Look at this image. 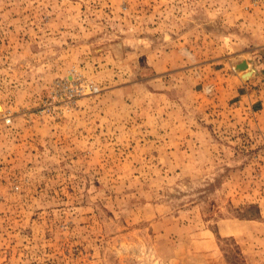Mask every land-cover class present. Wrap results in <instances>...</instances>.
I'll return each instance as SVG.
<instances>
[{
  "label": "rangeland",
  "instance_id": "rangeland-1",
  "mask_svg": "<svg viewBox=\"0 0 264 264\" xmlns=\"http://www.w3.org/2000/svg\"><path fill=\"white\" fill-rule=\"evenodd\" d=\"M0 264H264V4L0 0Z\"/></svg>",
  "mask_w": 264,
  "mask_h": 264
},
{
  "label": "built area",
  "instance_id": "built-area-1",
  "mask_svg": "<svg viewBox=\"0 0 264 264\" xmlns=\"http://www.w3.org/2000/svg\"><path fill=\"white\" fill-rule=\"evenodd\" d=\"M253 4L259 5V4H264V0H250Z\"/></svg>",
  "mask_w": 264,
  "mask_h": 264
},
{
  "label": "bare ground",
  "instance_id": "bare-ground-1",
  "mask_svg": "<svg viewBox=\"0 0 264 264\" xmlns=\"http://www.w3.org/2000/svg\"><path fill=\"white\" fill-rule=\"evenodd\" d=\"M244 65V63L241 65L240 64V66H243ZM246 68H248V66H249V64L247 63L246 65H244ZM248 70V69H247Z\"/></svg>",
  "mask_w": 264,
  "mask_h": 264
}]
</instances>
